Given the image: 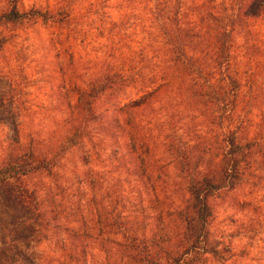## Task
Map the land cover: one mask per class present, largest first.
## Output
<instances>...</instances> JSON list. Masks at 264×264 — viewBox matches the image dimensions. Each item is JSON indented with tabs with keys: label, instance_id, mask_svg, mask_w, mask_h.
<instances>
[{
	"label": "trees",
	"instance_id": "obj_1",
	"mask_svg": "<svg viewBox=\"0 0 264 264\" xmlns=\"http://www.w3.org/2000/svg\"><path fill=\"white\" fill-rule=\"evenodd\" d=\"M5 1L0 35L10 27L37 25L68 32L72 45H58L71 61L66 67L78 79L82 62L76 45L84 40L80 28L89 16L77 8L85 0H58L28 9L21 0ZM109 1L101 0L100 5ZM151 1L156 4L145 19L150 23L148 46L141 48L137 64L130 57L121 64L104 61L85 86L77 80L69 84L59 94L65 123L55 131L56 142L28 147L15 137L0 161L1 214L15 221L23 218L25 228L38 226L41 236L69 232L65 251L73 254V264H81L85 241L93 235L86 216L76 221L78 229L65 228L49 198L41 197L30 182L42 173L53 177L71 149L96 146L100 137L114 142L120 170L137 184L139 196L130 209L124 186L128 181L118 182L103 196L93 194L83 209L92 213L100 231L94 234L105 237L106 252L112 255L111 238H120L119 264L229 263L238 254L232 242L213 233L218 208L228 204L244 212L254 205L241 200V193L247 186L259 189L264 184V0ZM117 25L114 22L113 28ZM4 46L0 42V51ZM106 57L113 60L115 54ZM57 74L63 77V68ZM128 93L134 98L120 103ZM182 93L187 96L184 103ZM16 99L13 91L0 94V115ZM158 106L169 122L161 124L165 135L160 136L157 128L145 131L136 123L138 111L148 116L147 111ZM185 119L190 125L182 138L178 125ZM159 142L172 158L165 167L156 161ZM172 172L178 174L173 178ZM89 175L87 181L93 184ZM144 195L150 196V213Z\"/></svg>",
	"mask_w": 264,
	"mask_h": 264
},
{
	"label": "rangeland",
	"instance_id": "obj_2",
	"mask_svg": "<svg viewBox=\"0 0 264 264\" xmlns=\"http://www.w3.org/2000/svg\"><path fill=\"white\" fill-rule=\"evenodd\" d=\"M57 1L21 0L20 4L27 9L43 8L54 5ZM100 1L85 0L77 8V12L89 16L80 28L84 40L80 42L81 39H78L76 45L78 58L82 62L81 65L79 64L78 79L72 75L70 66L69 69L66 67L71 61L65 54L62 56L63 51L58 45L60 42H64L62 45L66 47L72 45L68 32L37 25L10 27L0 35V42L5 43L0 51V94L13 91L17 96L15 103L0 115V161L4 160L7 147L15 137L28 147H37L38 143L46 144L49 140L56 142V132L58 129L61 131L65 123V115L58 102L59 94L61 91H67L69 84L77 80L79 84L85 86L93 74L99 71L104 61L121 64L126 61L125 57H130L134 60L133 64H137L141 48L148 46L147 33L150 30V23L145 19L149 20L156 2L110 0L103 6L100 5ZM6 7V1L0 0V10ZM114 22L118 23L115 28H113ZM110 53L115 54L113 60L106 57ZM151 56L147 54L145 57L150 60ZM101 58L100 64L95 66L94 64ZM126 66L129 67L128 63ZM61 68L65 73L64 78L57 74ZM134 96V93H128L119 102H129ZM184 99L187 100V96L182 93L181 102L184 103ZM147 112L150 115L146 116L140 111L136 113L137 127L145 131L148 128L149 130L152 128V131L157 128L156 136L165 135L164 131L160 133V128L163 123L169 125L168 118L165 117L166 112L159 106ZM189 122L190 119H185L178 125V128L181 125L182 138L186 134V124L190 125ZM102 140L103 145L100 144ZM113 143L100 137L99 140H95L96 146L87 144L71 149L65 154L61 167L56 170L53 177L42 173L39 176L33 175L30 179V182L40 189L41 197L49 198L48 204L62 220L65 228L78 229L80 225L76 221L82 215L86 216L87 229L93 235L90 240L85 241L83 252L86 253L81 264H108V258L112 259L111 264H119L116 244L120 238H111L115 243L111 247L112 255L106 252L102 243L106 240L105 237H97L94 234H99L100 231L94 226L92 213L88 210L83 211L87 209V199L93 194L103 196L104 191L112 189L118 182L130 179L124 170L119 168L120 155H116L113 151ZM158 146L156 161L158 166L165 167L172 158L168 152L165 153V148L160 142ZM84 156H89L90 159H84ZM88 174L91 182L94 181L93 184L87 181ZM171 174L174 178L178 172ZM136 185L132 180L124 184L129 193V209L135 198L139 196ZM262 187L253 189L247 186L241 193L239 197L241 200H246L249 206L254 205L244 212L228 204L218 208V215L212 226L213 233L218 239L232 242L238 254L227 264H264V184ZM178 197L177 193H174L173 198L176 201ZM149 198L148 195L143 197L146 202L144 206L150 213L153 206L149 200L146 201ZM162 199L161 195L160 201ZM1 200L0 197V203ZM153 204L154 207L159 206V203L155 205L154 201ZM24 221L23 218H18L17 221L7 219V216L0 212V264H73L71 262L73 254L69 255L68 251H65L70 245L69 232L58 230L41 236L38 226L25 228L22 223ZM151 223L160 228L158 222Z\"/></svg>",
	"mask_w": 264,
	"mask_h": 264
}]
</instances>
